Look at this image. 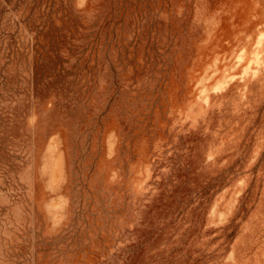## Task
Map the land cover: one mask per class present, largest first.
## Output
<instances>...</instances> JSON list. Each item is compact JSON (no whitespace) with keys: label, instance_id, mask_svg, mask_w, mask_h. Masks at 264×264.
<instances>
[{"label":"rangeland","instance_id":"1","mask_svg":"<svg viewBox=\"0 0 264 264\" xmlns=\"http://www.w3.org/2000/svg\"><path fill=\"white\" fill-rule=\"evenodd\" d=\"M133 2L112 70L106 0H0V264H264V0Z\"/></svg>","mask_w":264,"mask_h":264},{"label":"trees","instance_id":"2","mask_svg":"<svg viewBox=\"0 0 264 264\" xmlns=\"http://www.w3.org/2000/svg\"><path fill=\"white\" fill-rule=\"evenodd\" d=\"M107 4L104 7L105 16L103 21L98 25L95 31L94 40L96 42L95 57L97 54L103 53L109 58L110 68L116 69L123 58L127 57L128 46L123 43L124 25L134 11L138 8L133 0H106ZM100 5V4H98ZM99 7V6H98ZM105 39L102 48L99 49V42ZM119 42V44H118ZM118 44V45H117ZM99 52V53H98ZM73 176L70 174V192L72 196V208L75 202V193L73 192Z\"/></svg>","mask_w":264,"mask_h":264}]
</instances>
